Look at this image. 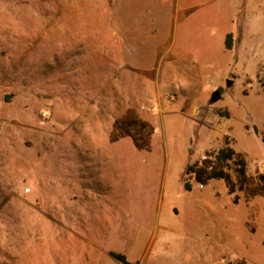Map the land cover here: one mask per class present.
Segmentation results:
<instances>
[{
    "label": "rangeland",
    "instance_id": "rangeland-1",
    "mask_svg": "<svg viewBox=\"0 0 264 264\" xmlns=\"http://www.w3.org/2000/svg\"><path fill=\"white\" fill-rule=\"evenodd\" d=\"M175 1L0 0V264H264V0ZM226 139L235 195L185 175Z\"/></svg>",
    "mask_w": 264,
    "mask_h": 264
},
{
    "label": "trees",
    "instance_id": "trees-1",
    "mask_svg": "<svg viewBox=\"0 0 264 264\" xmlns=\"http://www.w3.org/2000/svg\"><path fill=\"white\" fill-rule=\"evenodd\" d=\"M225 47L227 50H231L233 47V37L231 34L227 35L225 41ZM221 91V89H219ZM222 116H228V113H220ZM255 133L258 134V129L255 128ZM264 142V136L262 138ZM230 166H235V170L238 175L239 184L241 189H245L249 183L247 175V164L241 154L230 145L228 139H226L225 146L217 151L207 152L204 159L200 162L188 165L185 170L187 178H193L195 182L201 186H207L211 181L223 180L228 187L230 195H235L237 186L229 173ZM259 180L264 184V174L259 176ZM184 189L188 192L193 190V185L189 180H185ZM261 190L254 193L260 194ZM233 202H238V197L235 196ZM110 256L122 264H131L126 255L116 252H110ZM231 264V263H229ZM243 264V263H237Z\"/></svg>",
    "mask_w": 264,
    "mask_h": 264
},
{
    "label": "crops",
    "instance_id": "crops-1",
    "mask_svg": "<svg viewBox=\"0 0 264 264\" xmlns=\"http://www.w3.org/2000/svg\"><path fill=\"white\" fill-rule=\"evenodd\" d=\"M212 1L215 2L217 0H212ZM175 4H177L176 6H179L178 5L179 3H178L177 0L175 1ZM228 34H231L232 37H233V39L235 40V35L233 33H228ZM160 54L161 53H156L157 59H158V57H159ZM177 69L178 70H188V71L183 72L181 75L179 73V75H180L178 77L179 78V81L177 82L176 86L173 89L178 94V97L180 98V101H183L184 105H187L189 107L190 111H193L194 108L199 105L200 101L198 100V97L195 96V94L198 91H197V85L196 86L194 85L196 81H194L192 79V75L189 72L191 70V67H189V66H182L181 64L178 63L177 64ZM217 89H221V87L218 86V84L216 83L212 87V91H216ZM204 105L205 104H203V106ZM203 106H200V108H202ZM197 112H199V111H196V113ZM193 190H194V187H193ZM205 198H201L200 200H198V202L195 204V208L194 209H190L188 211H184L181 208V206L177 205V206H179V208H181V212H179L180 213L179 215H180V217L183 220L181 226H177L178 228H181L184 223L186 224V226L189 229H191V227H194V226L197 225V222H196L197 221V219H196L197 217H196V215H197V208H199V205L202 206V205H204L206 203V204H209L211 206V202L210 203L206 202ZM217 207L219 208V206H217ZM220 209L222 210V207ZM164 217L166 219H169V220L173 218V215H172V213L170 211V208L166 211V214H164ZM168 226L169 227H175L176 225H174L172 223H169ZM192 259H194V264H212V263H209L208 262V259L205 260L202 257L199 258V256H192ZM128 261H129V259H128ZM211 261H212V259H211ZM129 262L131 264H138V262H136V263L135 262H131V261H129ZM191 264H193V263H191Z\"/></svg>",
    "mask_w": 264,
    "mask_h": 264
},
{
    "label": "water",
    "instance_id": "water-1",
    "mask_svg": "<svg viewBox=\"0 0 264 264\" xmlns=\"http://www.w3.org/2000/svg\"><path fill=\"white\" fill-rule=\"evenodd\" d=\"M221 98V91L219 89H217L216 91H214L212 98H211V102L215 103L217 102L219 99ZM11 99V95H6L4 98V101L7 103L9 102Z\"/></svg>",
    "mask_w": 264,
    "mask_h": 264
}]
</instances>
